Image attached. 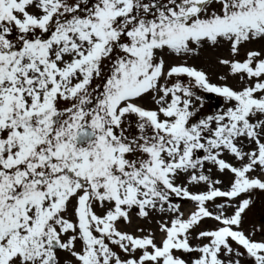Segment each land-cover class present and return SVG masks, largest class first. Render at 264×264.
<instances>
[{
    "label": "snow or ice",
    "instance_id": "snow-or-ice-1",
    "mask_svg": "<svg viewBox=\"0 0 264 264\" xmlns=\"http://www.w3.org/2000/svg\"><path fill=\"white\" fill-rule=\"evenodd\" d=\"M0 264H264V0H0Z\"/></svg>",
    "mask_w": 264,
    "mask_h": 264
}]
</instances>
